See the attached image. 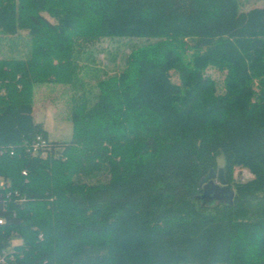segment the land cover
Here are the masks:
<instances>
[{"label":"trees","instance_id":"16d2710c","mask_svg":"<svg viewBox=\"0 0 264 264\" xmlns=\"http://www.w3.org/2000/svg\"><path fill=\"white\" fill-rule=\"evenodd\" d=\"M102 38L142 42L88 88L81 61ZM51 81L83 88L67 140L33 118V87ZM36 136L45 157L26 151ZM0 147L25 198L3 209L0 194V249L17 240L20 264H136L113 248L133 233L139 264H264V5L0 0ZM219 167L233 200L205 203Z\"/></svg>","mask_w":264,"mask_h":264},{"label":"rangeland","instance_id":"374dc122","mask_svg":"<svg viewBox=\"0 0 264 264\" xmlns=\"http://www.w3.org/2000/svg\"><path fill=\"white\" fill-rule=\"evenodd\" d=\"M242 10H248L252 7L264 5V0H238ZM52 20V18H49ZM142 42L141 39L127 38H102L90 45L85 53L88 60H82L80 78L86 85L90 87L95 83L92 73H101L104 68L117 69L122 64V56L129 53L131 45ZM83 56V57H84ZM109 65V66H108ZM94 71V72H92ZM112 71V70H111ZM109 71V72H111ZM214 76L216 72H211ZM82 87L71 86L68 84L43 82L38 83L33 87L32 107L33 118L37 122H41L44 129L48 132V137L51 140H67L72 133L71 109L72 98L80 94ZM223 157L217 158L218 166H222ZM233 177L238 180H246L252 177L246 169L235 168ZM141 235L133 233L123 235L113 241V248L116 252L122 251L126 259H130L136 264H139L140 256L143 255L145 244L140 242ZM18 243L17 240H13Z\"/></svg>","mask_w":264,"mask_h":264},{"label":"built area","instance_id":"2783aa9c","mask_svg":"<svg viewBox=\"0 0 264 264\" xmlns=\"http://www.w3.org/2000/svg\"><path fill=\"white\" fill-rule=\"evenodd\" d=\"M54 149L53 144L49 143L41 136H36L32 143L26 146V151L32 155H38L39 157H45L47 151ZM6 151L5 147H0V154ZM13 154V150L10 151ZM23 175H26V171H22ZM0 194L4 197L2 200L3 209L6 208L7 199L14 200L15 202H22L25 198L21 197L18 192L10 189V184L7 180L0 177ZM4 219L0 216V224ZM15 240V239H14ZM16 243L12 240L11 244L0 249V264H20L17 260V252L15 248Z\"/></svg>","mask_w":264,"mask_h":264},{"label":"water","instance_id":"95a60500","mask_svg":"<svg viewBox=\"0 0 264 264\" xmlns=\"http://www.w3.org/2000/svg\"><path fill=\"white\" fill-rule=\"evenodd\" d=\"M202 193L199 197L205 203L232 202L234 191L231 189L222 167L210 168L199 182Z\"/></svg>","mask_w":264,"mask_h":264}]
</instances>
